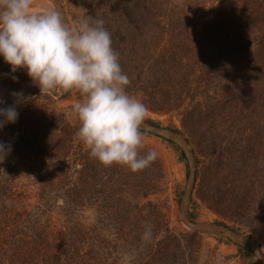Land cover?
Instances as JSON below:
<instances>
[{"label": "rangeland", "instance_id": "1", "mask_svg": "<svg viewBox=\"0 0 264 264\" xmlns=\"http://www.w3.org/2000/svg\"><path fill=\"white\" fill-rule=\"evenodd\" d=\"M59 1L71 26L86 16L104 20L112 47L119 52L122 71L131 81L127 87L129 95L146 101V108L149 107L144 122L177 130L188 141L196 165L195 184L186 208L189 218L197 223H224L246 237L251 236L250 240L264 253V242L251 234L254 230L264 239V59L254 66L243 48L236 47H245L246 42H211L198 36L204 21L230 0H167L170 4L157 12L142 10L137 25L127 32L117 11L110 10L111 0ZM34 6L54 9L50 0H34ZM228 17L232 19L231 27L223 30L234 35L237 22L232 12ZM151 45L163 53L172 52L174 64L169 79L152 78L151 73L156 70L147 62L146 50ZM245 59L249 61L243 62ZM192 72L196 76L187 80V74ZM38 89L25 71L11 73L10 66L0 58V99L4 100L0 107L13 104L12 92L22 91L27 97L26 102L17 105L18 120L0 130V142L12 145L11 153L0 162V180L14 186L28 210L39 209L43 222L60 227L66 212L60 189L66 179L58 162L49 158L57 152L59 138L72 137L71 147L80 141L75 135L80 122L72 105L83 98L76 89L59 88L29 96ZM166 93L171 97L172 110L157 111L163 109ZM184 109L187 115L182 116ZM141 134L140 155L155 150L157 159L135 173L124 166L115 185L113 181L105 183L106 179H99L95 188L99 193L98 213H126L122 203L132 200L130 195L134 194L131 189L128 193L123 191L126 186L122 184L135 185L140 193L150 194L143 199L138 197L139 208L129 212L139 210L145 226H152L153 234L167 226L173 233L192 232L178 216L188 176L184 155L173 143L149 133ZM80 143L89 153L87 146ZM94 160L100 171L114 172ZM93 213H81L83 223L92 224ZM96 219L100 221L95 217V223ZM217 239L206 233H199L196 240L184 239V261L259 264L250 252L226 239ZM122 261L135 264L127 257Z\"/></svg>", "mask_w": 264, "mask_h": 264}, {"label": "trees", "instance_id": "2", "mask_svg": "<svg viewBox=\"0 0 264 264\" xmlns=\"http://www.w3.org/2000/svg\"><path fill=\"white\" fill-rule=\"evenodd\" d=\"M110 4L112 5L110 10L117 11L124 24L123 30L127 32L129 28L137 25L142 10L153 13L166 8L170 3H167V0H111ZM230 12L237 22L234 35L233 32L230 34L223 30L231 27L232 19L228 17ZM198 32L201 33L198 35L200 39L211 42H220L219 40L246 42L245 47L238 44L236 47L243 48L249 60L253 62L251 63L258 66L264 59V0H230L226 7L205 20ZM114 50L119 54L117 49ZM146 50L147 62L156 70L151 73L152 78L158 80L164 76L169 79L174 64L172 52L169 50L163 53L152 45ZM165 54L168 57H165ZM249 60L245 59L243 62L247 63ZM187 76H189L187 80L191 81V76L193 78L196 73L192 72ZM187 83L191 86L189 81ZM38 91L40 89L29 96ZM41 97L46 96L36 98ZM163 97L165 104L161 105L163 109L156 110L170 112L173 107L171 97L169 93ZM140 101L146 104V101L142 99ZM201 108L198 110L199 113ZM186 110H183L182 116L187 115ZM146 123L159 127L152 121ZM182 124L185 125L184 120ZM169 131L182 135L177 130ZM59 139L58 150L50 155L49 160L58 162L66 179L60 189L64 194L63 201L66 207L64 224L54 227L49 222H43L39 209L28 210V206L22 203L14 186L0 180V264H122L125 257L133 260L132 263L135 264H187L183 257L182 241L186 238L196 240L199 233H173L167 226L157 234L155 232L150 243L142 241L145 230L142 215L139 210H135L133 214L129 211L132 208H139V202L136 200L138 197L143 199L150 193L146 191L140 193L135 185L125 183L122 184L126 186L123 191L128 193L131 189L134 194L130 195L132 200L122 203L126 213L99 214V193L95 189L98 180L106 179L105 183L113 181L115 185L117 179L120 180L123 175L124 166L114 164L110 166L114 172L109 169L100 171L96 168L98 163L82 149L80 141L75 142L76 147H71L72 137ZM106 206L110 208L112 205ZM84 211L94 212L100 221L96 219L98 223H95L94 217L92 224L83 223L81 213ZM189 219L194 221L192 218ZM251 232L254 237L264 242L263 237L256 231ZM247 237L251 239V236ZM217 240L221 241L219 238Z\"/></svg>", "mask_w": 264, "mask_h": 264}, {"label": "clouds", "instance_id": "3", "mask_svg": "<svg viewBox=\"0 0 264 264\" xmlns=\"http://www.w3.org/2000/svg\"><path fill=\"white\" fill-rule=\"evenodd\" d=\"M0 58L11 73L25 71L40 92L59 88L81 94L83 99L72 105L80 122L75 135L101 165L126 166L135 173L157 159L155 150L140 155L148 110L127 91L131 81L103 19L86 16L71 26L61 12L37 8L34 0H0ZM11 96L13 104L0 107V130L18 120L17 105L27 100L22 91ZM11 151L10 143L0 142V162ZM152 238L149 224L142 241L150 243Z\"/></svg>", "mask_w": 264, "mask_h": 264}, {"label": "water", "instance_id": "4", "mask_svg": "<svg viewBox=\"0 0 264 264\" xmlns=\"http://www.w3.org/2000/svg\"><path fill=\"white\" fill-rule=\"evenodd\" d=\"M52 6L57 11L61 12L63 17L66 19L65 13L62 9L59 0H50ZM68 22V21H67ZM141 132L149 133L151 135L157 136L163 140L169 141L176 145L184 155L187 167H188V176L185 183V188L179 203L178 216L180 222L190 231L196 233H206L214 235L218 238L226 239L233 242L242 249L250 252L259 262V264H264V253L261 251L258 245H256L248 237L242 235L241 233L229 228L226 225H221L218 223H197L188 218L186 208L187 202L193 190L195 184V174H196V165L193 152L191 151L188 141L180 134L171 132L162 127L152 125L150 123L144 122L141 126Z\"/></svg>", "mask_w": 264, "mask_h": 264}]
</instances>
